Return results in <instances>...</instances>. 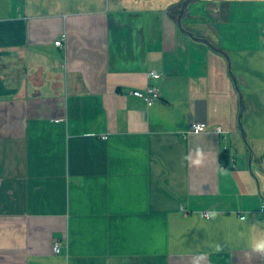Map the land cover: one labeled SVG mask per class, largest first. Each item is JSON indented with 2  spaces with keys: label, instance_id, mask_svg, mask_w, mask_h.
Returning <instances> with one entry per match:
<instances>
[{
  "label": "crops",
  "instance_id": "1",
  "mask_svg": "<svg viewBox=\"0 0 264 264\" xmlns=\"http://www.w3.org/2000/svg\"><path fill=\"white\" fill-rule=\"evenodd\" d=\"M184 1L0 0V264H264V0Z\"/></svg>",
  "mask_w": 264,
  "mask_h": 264
},
{
  "label": "built area",
  "instance_id": "2",
  "mask_svg": "<svg viewBox=\"0 0 264 264\" xmlns=\"http://www.w3.org/2000/svg\"><path fill=\"white\" fill-rule=\"evenodd\" d=\"M55 44L62 46L64 44V37L57 39L55 41ZM150 76L157 77V76H159V74L156 71H151ZM132 92L135 95L144 98L147 101L148 105H150V106L154 105L157 101H159L161 99L160 90L158 87H156L154 85H148L146 87V89H144V90L134 89ZM207 128H208V124L206 122H194L191 125L189 132L200 133V132L205 131ZM216 131L217 132H223V128L221 126H218V127H216ZM106 137H107V135L103 136V138H106ZM262 200H263V202L261 205V211L264 212V195H263ZM204 215H208V213H204ZM53 248H54V251L56 253H58L60 251V244L58 241H56L54 243Z\"/></svg>",
  "mask_w": 264,
  "mask_h": 264
},
{
  "label": "clouds",
  "instance_id": "3",
  "mask_svg": "<svg viewBox=\"0 0 264 264\" xmlns=\"http://www.w3.org/2000/svg\"><path fill=\"white\" fill-rule=\"evenodd\" d=\"M213 215H215V213H213ZM256 223L253 224V227H256ZM250 246L254 252L264 254V227L260 228L257 235L252 238ZM217 250L219 251V249Z\"/></svg>",
  "mask_w": 264,
  "mask_h": 264
},
{
  "label": "water",
  "instance_id": "4",
  "mask_svg": "<svg viewBox=\"0 0 264 264\" xmlns=\"http://www.w3.org/2000/svg\"><path fill=\"white\" fill-rule=\"evenodd\" d=\"M193 0H185L183 3H182V6H181V13H183L188 5L189 2H191ZM179 23H181V17H179L178 19ZM243 130V129H242Z\"/></svg>",
  "mask_w": 264,
  "mask_h": 264
}]
</instances>
